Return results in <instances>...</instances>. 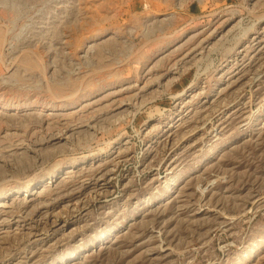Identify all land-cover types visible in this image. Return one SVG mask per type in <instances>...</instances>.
Returning <instances> with one entry per match:
<instances>
[{
    "label": "rangeland",
    "instance_id": "obj_1",
    "mask_svg": "<svg viewBox=\"0 0 264 264\" xmlns=\"http://www.w3.org/2000/svg\"><path fill=\"white\" fill-rule=\"evenodd\" d=\"M0 197V264H264V0H0Z\"/></svg>",
    "mask_w": 264,
    "mask_h": 264
},
{
    "label": "bare ground",
    "instance_id": "obj_2",
    "mask_svg": "<svg viewBox=\"0 0 264 264\" xmlns=\"http://www.w3.org/2000/svg\"><path fill=\"white\" fill-rule=\"evenodd\" d=\"M71 172V171H70ZM68 173V172H67ZM1 198V197H0ZM8 198V196L3 197L2 199Z\"/></svg>",
    "mask_w": 264,
    "mask_h": 264
}]
</instances>
